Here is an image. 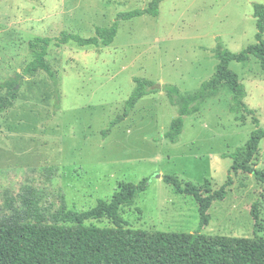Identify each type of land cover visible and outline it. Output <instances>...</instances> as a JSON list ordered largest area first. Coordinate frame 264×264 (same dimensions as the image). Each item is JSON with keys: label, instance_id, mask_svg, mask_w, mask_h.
Returning a JSON list of instances; mask_svg holds the SVG:
<instances>
[{"label": "rangeland", "instance_id": "rangeland-1", "mask_svg": "<svg viewBox=\"0 0 264 264\" xmlns=\"http://www.w3.org/2000/svg\"><path fill=\"white\" fill-rule=\"evenodd\" d=\"M149 1L0 0V83L31 60L28 42L34 37L54 39L62 31L93 36L117 13L144 8ZM254 3L264 5V0H162L157 16L119 21L109 45L52 40L45 60L57 84L41 70L23 77L0 113V217L10 213V202L24 209L25 198L46 213L62 200L68 209L87 210L98 199L109 200L120 182L147 177V188L120 209L125 227L264 238V187L252 174L232 172L229 156L256 126L244 112L230 111L232 92L225 85L184 116L175 142L163 134L177 106L162 89L140 98L101 134L122 113L134 77L193 93L213 75L218 44L239 52L254 43ZM228 67L244 85L243 102L264 129V75L257 58L231 61ZM254 164L264 169V138ZM163 174L211 191L229 175L232 182L223 199L211 202L208 223L200 226L195 199L176 193ZM86 223L113 226L106 217Z\"/></svg>", "mask_w": 264, "mask_h": 264}, {"label": "trees", "instance_id": "trees-1", "mask_svg": "<svg viewBox=\"0 0 264 264\" xmlns=\"http://www.w3.org/2000/svg\"><path fill=\"white\" fill-rule=\"evenodd\" d=\"M162 0H150L144 8H135L116 14L106 27H96L95 34L83 37L62 31L54 39L36 36L28 42L31 60L21 73L0 83L5 93L0 95V113L15 98L17 86L25 76L44 71L57 84L54 71L45 60L52 40L55 44L69 41L79 46H99L112 43L119 21L141 15L157 16ZM256 33L255 42L239 52H232L218 44L214 49L217 59L211 78L201 83L193 93H181L174 85L160 86L151 80L134 77L135 86L124 101L122 113L108 123L101 131L105 136L111 127L126 117L137 101L145 95L164 90L171 105L177 106L174 117L163 136L170 142L177 141L182 132L184 116L195 112L206 97L214 96L220 86L225 85L231 92L230 111L244 112L256 128L250 132L246 142L229 154L232 159L231 171L252 174L264 187V169L255 167L260 141L264 129L258 126L254 111L248 108L243 98L244 85L235 71L228 67L231 61L244 62L250 56L257 58L264 75V5L253 4ZM245 119L242 117V121ZM162 180L171 185L176 193L191 195L198 204L200 226L208 223L207 210L213 200H221L231 177L217 190L200 187L186 182L182 185L176 175L163 174ZM149 179L138 183L120 182L109 200L98 199L97 203L82 211L67 208L64 200L52 212L42 211L37 201L25 198L24 209L10 208L8 215L0 217V264H264V238L205 235L200 232H169L159 230H137L123 225L120 209L134 203L136 196L147 188ZM256 219L257 215L251 211ZM108 218L113 226L99 227L87 224L90 220Z\"/></svg>", "mask_w": 264, "mask_h": 264}]
</instances>
